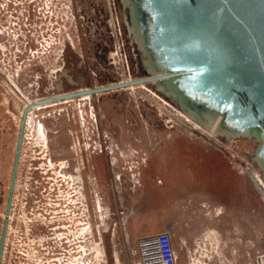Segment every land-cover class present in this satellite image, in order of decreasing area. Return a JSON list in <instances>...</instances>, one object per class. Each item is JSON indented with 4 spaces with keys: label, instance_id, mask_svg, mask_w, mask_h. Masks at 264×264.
<instances>
[{
    "label": "rangeland",
    "instance_id": "rangeland-1",
    "mask_svg": "<svg viewBox=\"0 0 264 264\" xmlns=\"http://www.w3.org/2000/svg\"><path fill=\"white\" fill-rule=\"evenodd\" d=\"M109 7L114 25L109 22ZM120 15L121 8L116 0H0V117H9L10 126L8 164L3 163L1 156L5 151L1 150L0 144V222L6 177L12 171L18 129L16 120L22 105L18 91L30 102L31 97L22 88L33 93L36 84L40 83L39 77L44 78V70L39 63L52 62L63 42L71 44L74 51L82 56V59L73 57L68 67L72 75L83 76L87 80L89 86L82 89L118 83L129 77L136 80L139 74L134 68L135 60L125 39ZM78 60L82 63L79 71L76 69ZM8 77L18 90L8 86L5 80ZM91 102L93 107H88L87 100L76 99L60 105L59 113H56V135L53 134L51 117L55 107L46 111L35 110L29 116L4 264H126L127 245L130 249L128 259L132 263L137 257L134 253L136 240L141 235L160 232L157 227L166 225L169 220L175 226L172 242L179 253V264H230V261L232 264H245L248 257L264 251V201L247 177V170L260 176L250 160L256 144L253 140L223 142L215 139L214 142L221 147L217 148L161 112V102L139 89L91 96ZM7 107L9 116L4 114ZM66 110L77 116L82 111L83 120L80 119L79 128L83 132L80 137L91 147L93 164L90 163L88 207L85 201L82 203L80 194H86L85 186L82 191L80 179L70 177L72 174L77 176L82 166L76 135L67 130L72 124ZM93 110L98 116L99 128L105 133L106 144L102 149L97 146ZM40 127L44 128L43 132ZM53 143H57L56 148ZM40 156L45 160H38ZM53 158L57 160L60 204L56 215L59 223L54 225L49 223L53 221ZM102 159L105 161V176L98 178L91 165H101ZM148 161L159 163L148 174L151 183L145 187L141 175ZM163 163L170 164L164 168ZM71 166L75 173H71ZM161 169H164V177ZM175 186H181V191L191 196L184 199L169 193L170 198H162L167 187L173 192ZM72 191L75 193L71 197ZM39 193L43 196L40 221L44 225L40 245L36 247L31 236L23 244L21 226L25 222L26 231L29 233L32 229L35 222L32 215L39 210L31 201L37 200L34 195L38 197ZM27 202L32 208L26 209ZM185 206L194 212L191 215L193 220H189L185 230H178L181 227L178 225L179 212ZM215 207L223 210L227 221L220 219ZM166 209L172 212L169 219L161 215ZM26 211L31 215L27 212L25 219ZM143 214L153 220L151 230L121 229L123 221ZM45 224L52 228L56 225L55 243L50 241L53 235L46 232ZM86 226L87 231H83ZM208 230L210 233L215 231L218 236H210ZM230 232L233 233L232 259L225 256L230 245V236L226 234L230 235ZM87 234L83 245L82 238ZM66 236L70 242L71 237L77 241L74 252L57 250L58 254H54L56 250L53 247H62ZM96 246L102 250L100 255H96ZM205 254L212 256L211 263L206 262Z\"/></svg>",
    "mask_w": 264,
    "mask_h": 264
},
{
    "label": "water",
    "instance_id": "water-1",
    "mask_svg": "<svg viewBox=\"0 0 264 264\" xmlns=\"http://www.w3.org/2000/svg\"><path fill=\"white\" fill-rule=\"evenodd\" d=\"M116 2L121 8L124 36L133 54L138 78L130 83H114L72 92L67 94L68 97L97 95L131 85L147 84L201 129L193 128L180 116L160 107L167 115L213 146L221 148L214 142L215 139L223 142L254 140L256 146L250 160L261 171L260 178L264 184V0ZM108 10L112 25L110 7ZM10 86L16 90L12 84ZM53 100L56 99L48 101ZM30 107L27 104L22 117L10 198L24 117ZM247 177L264 201V188L249 170ZM6 221L5 218L0 257ZM156 233H167L172 240L175 234L172 230ZM126 248L130 252L129 245ZM262 253L264 251L257 252L255 256Z\"/></svg>",
    "mask_w": 264,
    "mask_h": 264
},
{
    "label": "flooded vegetation",
    "instance_id": "flooded-vegetation-1",
    "mask_svg": "<svg viewBox=\"0 0 264 264\" xmlns=\"http://www.w3.org/2000/svg\"><path fill=\"white\" fill-rule=\"evenodd\" d=\"M73 57H81L80 59H82V56L79 55L76 51H74L73 49V46L71 44H67L65 42H63V44L60 46V48L55 52L54 54V58L52 59V62H48L46 64H43V63H39V65L42 66L43 70H44V78H40L39 77V80L40 83L38 82V84H36L35 86V89L33 90V93H28L25 91L24 88L23 91L29 95L31 97V100L30 101H34V100H39L40 103L39 104H42V105H45V104H49V106L47 107H44L42 109H46L47 108H51V107H55L54 108V111H53V114H51V117H53V134L56 135V133H58V129H57V126H58V122H57V116H56V113H59L57 110L58 108H61L59 107L60 105H66L68 103H72L75 99L80 101L79 98L80 97H74V98H71V102H68V103H63L62 102L65 100L64 98H59V97H62V96H66L67 94H70L72 92H78V90L80 91L82 89L83 86H86L88 85L87 83V80L83 77V76H80V77H76L75 75H72L71 74V71H69L68 67L70 66L69 62L72 60ZM81 60H78V63L76 64V69L77 71L81 70V66H82V63L80 62ZM89 86V85H88ZM88 89V88H86ZM84 90V89H82ZM86 91V90H85ZM18 96H19V101H21L22 105L19 106V111H18V120H17V132H16V139H15V148H14V155H13V159H12V171H13V162H14V158H15V150H16V147H17V143H18V140H19V134H20V131H21V122H22V117H23V114H24V111H25V108H26V104H30L31 107L30 109H32L34 107L33 104H31L30 102H28V98L25 97L21 92L19 93L18 92ZM90 96H95V95H90ZM56 99V100H53V102H50L48 101L49 99ZM59 98V99H58ZM27 99V100H26ZM90 99V100H89ZM87 100V105L88 107H93V104L91 102V97ZM23 100V101H22ZM25 102V103H24ZM35 103H38V102H35ZM24 107V108H23ZM23 108V109H22ZM30 109L27 111L26 115L30 112ZM20 110H21V114H20ZM23 111V112H22ZM51 112V111H50ZM101 112V109L100 107H98V113ZM8 114L9 116V109L8 107L6 108V110L4 111V114ZM82 111H80V116H77V115H74L73 114V111H71V114L66 110V114L67 116H70L71 120L69 119L70 123L72 124L71 127L69 126V129H67L68 131H70L71 135L72 133H74L76 135V139H77V146L79 148V151H80V156H81V169L79 170V174L77 176H74L73 177V174L72 176L70 177H73L75 179H80V182L82 184V191L84 189V186H85V190H86V194L82 193L81 191V200H82V203L83 201H85V205L88 207V203H89V180H90V163L93 164V159L90 158V144L89 142H84L83 141V138L82 136L80 137V133L83 132V130H81L79 127L80 123V119L83 120V116H82ZM32 114V112L30 113V115ZM26 115L24 117V126H23V133H22V138H21V147H20V152H19V158H18V165H17V171H16V175H15V180H14V185H13V191H12V194H11V198H10V184H11V179H12V171L10 174L7 175L6 177V181H7V186H6V192H5V198H4V206H3V213H2V217H1V222H0V245H1V239H2V235H3V225H4V222H5V218L7 219L6 221V227H5V233H4V238H3V243H2V248H1V257H0V264H4V258H5V254L7 252V248H8V240H9V231H10V228H11V225L13 224V217H14V209H15V203H14V200H15V192H16V189H17V178H18V171H19V164H20V161H21V154H22V149H23V144H24V139H25V133H26V130H27V126H26ZM50 116V113L48 114ZM21 116V117H20ZM93 116H94V121H95V128H96V136H97V139H98V147H100V149H102L103 147H105V138H104V130L103 129H100L99 128V125L97 124L96 122V112L93 110ZM42 117L44 118V116L42 115ZM98 117V116H97ZM100 119H101V115H99ZM83 123V121H82ZM78 125V126H77ZM82 127H84L82 125ZM41 128V127H40ZM62 128V127H61ZM73 128L75 129V131L73 130ZM102 130V131H101ZM10 131V126H9V117H0V144H1V150L5 151L2 153V159H3V163H7L8 164V159H9V152H8V147H9V133ZM41 131L43 132L44 131V128H41ZM52 131V130H51ZM74 131V132H72ZM46 132V130H45ZM45 132L43 133L45 135ZM101 136V137H100ZM55 140H56V136L53 137ZM94 141H96L95 139H93ZM254 141V140H253ZM255 143V141H254ZM57 146V143H53V147ZM256 146V144H255ZM47 148V147H46ZM53 148V151H56V149ZM48 149V148H47ZM94 150H96L97 148L96 147H93ZM87 151V154H85L84 152ZM102 154V150H100V152ZM46 155V154H45ZM54 157H56V154H53ZM85 156V157H84ZM45 160V157L43 156H40L38 157V160ZM49 162H51L52 158L51 156H49ZM95 163L97 162L96 159H94ZM101 165H91L92 166V170H93V173L94 172H97L95 174V176L97 175L98 178H103L105 176V161L102 159L100 161ZM159 162L158 161H155L154 163H152V161H148V164L146 166V169H143L142 170V175H141V179L142 181L145 183V187H148V183H151V181L148 179V174L150 175L151 172H153V168L156 166V164H158ZM255 165V164H254ZM69 165H67V169ZM256 167V170L259 174H261V171L259 170V168L255 165ZM66 169V170H67ZM70 171L71 173H75V170L73 169V167L71 166L70 168ZM69 171V172H70ZM78 171V170H77ZM162 171V169H161ZM57 160L53 158V221H49L50 224L53 223V225L55 223H59L58 218H57V207H59V203H58V191H59V186L57 184ZM164 169L163 171L161 172V176L164 177ZM41 173V172H40ZM68 173V172H67ZM43 179V177H41ZM97 180V178H96ZM73 181V179H72ZM139 182V181H138ZM73 184H71L72 186ZM61 186V184H60ZM245 186V185H244ZM143 187V186H142ZM246 187V186H245ZM72 195L71 197L73 196V194L75 193L74 191H72ZM41 193H39L38 197L37 195H34L37 200H32L31 202L33 204H37L36 206V210H39V212L37 214H33L32 215V219L35 221L34 224L31 225V228L32 229H29V233L26 231V228H25V225L24 224L25 222L22 223V232H21V235L23 236L21 238V240H23V244H25V240L27 241V237L28 236H31L32 237V240L34 241L35 243V246L38 247L40 245V241H41V235H42V232H43V228H42V225H44V223L42 221H40V218H41V211L43 210L42 207L40 205H42V194L40 195ZM72 203V202H71ZM27 208H32L30 207V205L28 204L27 202ZM8 207V208H7ZM25 210V208H24ZM52 210H50L51 212ZM27 212H25L24 216H25V219L27 218ZM30 215H31V212H28ZM217 214H220V213H217ZM220 219L222 218V214H220ZM49 216V215H48ZM36 217V218H35ZM50 218L52 219V217L50 216ZM225 220L227 221V217L225 216L224 217ZM225 221V222H226ZM28 225V224H27ZM116 225V223H115ZM227 226H228V223H227ZM45 227H46V232L50 235H53V237H50V241L55 243L56 242V239H57V233L55 232V230L57 229L56 228V225L52 227H49L48 225L45 224ZM53 230V232H52ZM232 230V229H230ZM211 231V230H208V232ZM226 231L228 232V230L226 229ZM215 233V236H218V233H216L215 231H213ZM232 232H230V235L229 234H226L227 236H230L229 238V242H230V245L227 246L228 248L226 249L225 251V256L229 259H232ZM87 237H84L82 238V242H83V245L84 243L87 241V238H88V234L86 235ZM69 237L66 236V238L64 239V243H63V246L62 247H57V245L55 247H53L54 250H56L54 252V254H58V251L57 250H61L63 252H66L68 253V251L70 253L74 252V247H76L74 244L75 240H73V238L71 237V242L69 241L68 239ZM139 239V238H138ZM137 239V240H138ZM53 240V241H52ZM136 240V241H137ZM228 240V239H227ZM204 244V243H203ZM82 256H84L85 252H84V246H82ZM24 251V248L22 249ZM207 250V249H206ZM88 254V253H87ZM212 256L210 255H204V258L206 260V262H210V259H211ZM24 259V257H23ZM207 264V263H206ZM230 264L231 261H230Z\"/></svg>",
    "mask_w": 264,
    "mask_h": 264
},
{
    "label": "built area",
    "instance_id": "built-area-1",
    "mask_svg": "<svg viewBox=\"0 0 264 264\" xmlns=\"http://www.w3.org/2000/svg\"><path fill=\"white\" fill-rule=\"evenodd\" d=\"M87 228L88 226L83 228V231H87ZM134 253L137 255L136 261L131 263L126 252V264H179V255L172 238L167 233H156L139 238ZM245 264H264V253L249 258Z\"/></svg>",
    "mask_w": 264,
    "mask_h": 264
},
{
    "label": "crops",
    "instance_id": "crops-1",
    "mask_svg": "<svg viewBox=\"0 0 264 264\" xmlns=\"http://www.w3.org/2000/svg\"><path fill=\"white\" fill-rule=\"evenodd\" d=\"M170 163H163V167L165 168V166H169ZM170 179V178H169ZM176 187V188H175ZM174 187V190L173 192L171 191V188H166V192L165 194L162 196V198H165V199H168L174 195H176L177 198H184V199H187L188 197L191 196L186 194L185 191H181V186H175ZM176 190H178L176 192ZM169 193H171L169 195ZM173 193V194H172ZM194 195V194H193ZM216 209V212L219 211L220 214H222V218H224V212L223 210H220V208L218 207H215ZM218 209V210H217ZM171 210L170 209H166V211H163L161 213V215H163V218L166 216L167 219L170 218L171 216ZM179 217L181 216V218H179L180 222L178 223V225H181V227L179 228L178 227V230H185L186 229V224H189V220L192 221L193 218L191 217V215L194 214V212L187 206H185L183 209L180 210L179 212ZM129 214H133V212H130ZM152 221L151 220V217H149L148 215H141L139 217H136L135 219H130L129 221L125 222L123 221L121 223V229H126V230H130V231H135V230H142V231H148V230H151L153 228V225H152ZM120 225V224H119ZM159 230L161 231H167V230H174L175 229V226L170 222V220L167 222L166 225H162L161 227H157ZM248 254V252H247ZM253 257V256H252ZM251 258V257H250ZM249 260V257L247 259V261ZM246 261V262H247Z\"/></svg>",
    "mask_w": 264,
    "mask_h": 264
},
{
    "label": "bare ground",
    "instance_id": "bare-ground-1",
    "mask_svg": "<svg viewBox=\"0 0 264 264\" xmlns=\"http://www.w3.org/2000/svg\"><path fill=\"white\" fill-rule=\"evenodd\" d=\"M129 73V72H128ZM131 81H133V80H131V78L129 77V78H127V79H125V80H123V81H119L118 83H123V82H127V83H130ZM6 82H8L9 84H8V86L10 85V84H12V86H14L15 87V89H17L16 88V86H15V84L13 83V81L11 80V78L10 77H8V79H6ZM3 83V82H2ZM10 87V86H9ZM100 87V86H99ZM136 89H139V90H142V91H144V92H146V93H148V94H150L151 96H154L157 100H159L160 102H161V104H160V106L161 107H163V108H170L171 110H173L174 112H176V113H174V114H176L177 116H180L181 118H183L186 122H188L193 128H195V129H201L197 124H195L194 122H192L189 118H187L186 116H184L175 106H173L170 102H168L167 100H165L164 98H162L161 96H159V95H157L156 94V92H154L151 88H149V85H147V84H139V85H136V86H133V85H131V86H129V87H126V88H122V89H119L120 91H124V90H133V91H135ZM12 90V89H11ZM18 90V89H17ZM85 90H87V89H84L83 91H85ZM16 91V90H15ZM19 92V91H18ZM104 93H99V94H97V95H103ZM16 95V94H15ZM80 98V100H88L91 96L89 95V94H83V95H81V96H79ZM21 99V98H20ZM19 99V100H20ZM64 101L62 102V104L63 103H68V102H71V98L70 97H68V95L67 96H65L64 97ZM27 100V99H26ZM90 100V99H89ZM23 101V100H22ZM29 102V101H28ZM35 102H38V103H35ZM25 103V102H24ZM30 103L31 104H33L34 105V107L32 108V109H30V112L26 115V126L28 127V123H29V116H30V113L31 112H33V111H35V110H40V109H42V108H44V107H47V106H49L50 105V103L49 104H45V105H42V104H39L40 103V101L39 100H34V101H30ZM27 105V104H26ZM24 108V107H23ZM22 108V109H23ZM161 109V112H164V110L162 109V108H160ZM23 112V111H22ZM20 114H21V110H20ZM21 117V116H20ZM169 118H171V116H169ZM17 121V120H16ZM35 121V120H34ZM167 122H168V124H171L170 122H171V120L170 119H167ZM26 127V128H27ZM255 176V178L257 179V181H258V183L260 184V186L262 187V188H264V184H263V182H262V180H261V178H260V176L259 175H254ZM74 177V176H73ZM72 177V178H73ZM103 220V222L105 221L104 220V218L102 219ZM209 233H210V231H209ZM210 236H212V237H214L215 235H214V233L213 232H211L210 234H209ZM89 243V242H88ZM101 246V245H100ZM95 251H96V255H100L101 254V251L102 250H100V247H98V246H96L95 247ZM97 257V256H96Z\"/></svg>",
    "mask_w": 264,
    "mask_h": 264
}]
</instances>
